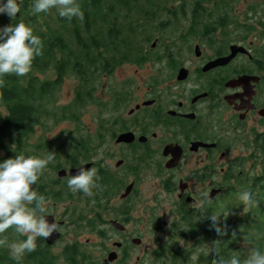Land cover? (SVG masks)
Listing matches in <instances>:
<instances>
[{
  "label": "flooded vegetation",
  "instance_id": "1",
  "mask_svg": "<svg viewBox=\"0 0 264 264\" xmlns=\"http://www.w3.org/2000/svg\"><path fill=\"white\" fill-rule=\"evenodd\" d=\"M198 1L178 0L181 18H160L153 61L98 73L94 102L80 118L95 110L93 130L86 127L81 142L48 140L63 153L53 159L57 169H44L37 191L60 237L51 245L38 240L20 264H131L142 240L125 225L134 208L128 202L145 178L157 182L158 202L161 195L164 203L175 198L178 210L171 222L157 215L149 229L154 246L136 264H146L145 257L162 264L159 253L171 244L191 251V240H179L176 231L198 229L206 215L257 211L238 197L249 191L257 204L264 197V0H224V7L217 5L223 18H193ZM216 1L205 2L206 12L216 11ZM129 66L154 69L144 88L117 80V70ZM125 135L132 136L119 141ZM84 166L98 177L91 197L67 187L70 171ZM118 197L121 210L112 204ZM108 214L116 217L107 220ZM86 232L103 242L111 233L118 238L112 248H89L79 239ZM17 239L23 237L14 233L11 243ZM113 253L117 259L110 263Z\"/></svg>",
  "mask_w": 264,
  "mask_h": 264
},
{
  "label": "trees",
  "instance_id": "2",
  "mask_svg": "<svg viewBox=\"0 0 264 264\" xmlns=\"http://www.w3.org/2000/svg\"><path fill=\"white\" fill-rule=\"evenodd\" d=\"M177 1L77 0L83 19L73 18L69 22L59 17L55 9L48 14H34V0H23L15 20L0 15V27L24 22L43 43L41 56L34 60L26 76L0 77V162L17 154L41 158L62 154L63 147L56 149L48 140L32 144L37 128H49L67 120L79 123L85 108L94 102L98 73L153 61L150 49L163 28L158 24L160 18H181ZM205 2L208 0L198 1L193 18H223L220 10L217 13V5L224 7V0H217L216 11L211 12H206ZM50 74L53 76L49 77ZM68 78L76 81L74 98L69 104L60 105V90ZM81 141L74 137L71 140ZM53 162L46 168L57 169ZM46 175L43 170L36 190H40L39 184ZM255 207L257 211L249 214L216 212V229L209 223L211 215H206L198 229L176 231L179 240H191V251L180 243L171 244L159 253L162 264H211L213 257L205 255L202 246L212 248L215 258L224 260L236 256L242 261L250 249L264 252V197ZM192 225L198 226L195 220ZM215 230L227 234L214 236ZM14 233L9 229L7 238L10 235L14 239ZM0 264H16L1 247ZM87 264L99 263L88 259Z\"/></svg>",
  "mask_w": 264,
  "mask_h": 264
},
{
  "label": "clouds",
  "instance_id": "3",
  "mask_svg": "<svg viewBox=\"0 0 264 264\" xmlns=\"http://www.w3.org/2000/svg\"><path fill=\"white\" fill-rule=\"evenodd\" d=\"M23 0H0V15H7L15 20L21 13ZM55 9L59 17L71 22L73 18L83 19V12L77 0H34L31 10L34 14H48ZM43 43L34 34L33 28L24 22L0 27V77L14 75L26 76L33 67V62L42 54ZM54 159L52 154L41 158L17 154L0 162V235L13 229L17 239L8 243L0 239V246H7L10 259L20 264L26 254L37 250V241H47L60 231L55 218L48 219L45 197L36 190L37 182L43 170ZM97 173L95 168L80 167L67 179V187L73 194L80 192L91 197L96 188ZM35 186V187H34ZM243 205L255 206L253 194L243 191L239 194ZM31 206V207H29ZM217 216L208 217L212 229H216ZM226 231L215 230L214 236L226 235ZM205 255H211V264H264V252L250 249L241 261L233 256L228 260L216 259L213 249L202 246Z\"/></svg>",
  "mask_w": 264,
  "mask_h": 264
},
{
  "label": "rangeland",
  "instance_id": "4",
  "mask_svg": "<svg viewBox=\"0 0 264 264\" xmlns=\"http://www.w3.org/2000/svg\"><path fill=\"white\" fill-rule=\"evenodd\" d=\"M153 74L154 69L150 67L138 69L137 67L129 66L128 68H119L115 75L118 77L117 80L132 79L136 82L134 83V86L137 85V87L139 88H144V86L149 83V77ZM52 76L53 74L49 75V77ZM75 87L76 81L74 79L68 78L65 80L60 90V105H67L73 100ZM89 110V115L87 114L85 118H82L81 121H79V123L67 120L60 122L57 125L50 126L49 128L37 130L36 136L31 140L32 144L38 143V141L41 139L52 140L54 144H61L65 141L68 142L67 140L71 137H74L76 139H82V137L88 135L86 127H89L91 130H93L92 123L89 121V118H92L93 114L96 111L93 109ZM139 186L140 188L135 190L136 192L128 202V206L134 205V208L132 210V213L127 215L129 222L128 224H125L131 234L135 235L136 237L139 236V239L142 240L141 247L136 248L133 251V258L131 259V264H136V261L138 263L137 259L142 256V253L146 254L147 256L146 252H149V249L153 248L154 245L152 246V244L154 243L153 240L156 238V235H154L153 233H149V229L152 227V224L155 223L154 220L156 219L157 215L166 218L163 221L169 220L171 222L172 220H174V214L178 210V203L175 205V198H166L167 200L164 203L163 200L165 198V195H161L159 198L160 202L157 201V199L155 198V194L157 193V189L155 188L157 186L156 181H153L152 179L147 180L145 178L144 182H140ZM112 204L113 208H117L119 210H121L120 208L125 205L124 202L120 199V197L114 199ZM114 217L116 216H111L110 214H108L105 216V219L109 220L110 218ZM120 219H122V217H120ZM146 221L150 222L147 224ZM5 238L7 239V242L9 244L11 243L10 239H13L10 235L8 239L6 233L2 235V239ZM111 238L112 240H107L106 242H103L98 235H91V233L86 232L79 239L83 243H85L87 247L95 248L101 247V244H104L107 247H111L113 240L118 238V236L116 234L111 233ZM69 239L72 240L73 236L70 235ZM5 246L0 247L3 248ZM94 253L97 256L101 257L95 250ZM144 261L146 264H151L152 258L145 257Z\"/></svg>",
  "mask_w": 264,
  "mask_h": 264
},
{
  "label": "water",
  "instance_id": "5",
  "mask_svg": "<svg viewBox=\"0 0 264 264\" xmlns=\"http://www.w3.org/2000/svg\"><path fill=\"white\" fill-rule=\"evenodd\" d=\"M234 54H235V52H233V55L232 56H234ZM231 56V57H232ZM131 136L132 135H125V136H122L121 138H120V140L119 141H127L126 139H130L131 138ZM84 167H88L89 168V166H84ZM76 173V169H73V170H71L70 171V175L71 174H75ZM66 175L67 173L66 172H61L60 173V175ZM48 219L51 221L52 220V218L51 217H48ZM114 226L116 227L117 226V223H115L114 224ZM59 237H60V235H59V233H54L50 238H48V240H47V242L51 245V244H53L57 239H59ZM116 259H117V255L115 254V253H113V254H111L110 256H109V258H108V262H110V263H113L114 261H116Z\"/></svg>",
  "mask_w": 264,
  "mask_h": 264
}]
</instances>
